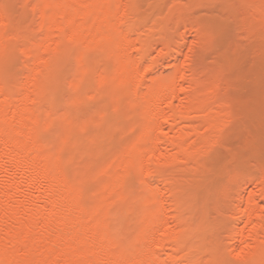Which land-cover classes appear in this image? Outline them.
<instances>
[{
  "label": "bare ground",
  "instance_id": "6f19581e",
  "mask_svg": "<svg viewBox=\"0 0 264 264\" xmlns=\"http://www.w3.org/2000/svg\"><path fill=\"white\" fill-rule=\"evenodd\" d=\"M0 264H264V0H0Z\"/></svg>",
  "mask_w": 264,
  "mask_h": 264
},
{
  "label": "rangeland",
  "instance_id": "374dc122",
  "mask_svg": "<svg viewBox=\"0 0 264 264\" xmlns=\"http://www.w3.org/2000/svg\"><path fill=\"white\" fill-rule=\"evenodd\" d=\"M214 55H209V57H208V62H210L211 61V59H213V58H215V56L213 57ZM211 57V58H210ZM213 61H214V59H213ZM213 61H211V62H213ZM239 83V84H238ZM242 83V84H241ZM246 83V82H245ZM240 85V86H239ZM241 85H244L245 87H244V89H243V86H241ZM235 87V90H233L232 91V96L235 98V99H238V100H243V97H248V95L250 94V91L246 88V85L244 84V81H239V82H237L235 85H234ZM241 89V90H240ZM236 90H238V91H236ZM246 94H248V95H246ZM250 96V95H249ZM239 98H241V99H239ZM246 98H244V99H246ZM237 141V142H236ZM239 143V144H238ZM228 144V146H230V147H236V145H237V147L240 145V142L237 140V139H235V138H228L227 140H226V145ZM236 144V145H235ZM236 147V148H237ZM221 153L222 154H224V152H222L221 151Z\"/></svg>",
  "mask_w": 264,
  "mask_h": 264
}]
</instances>
